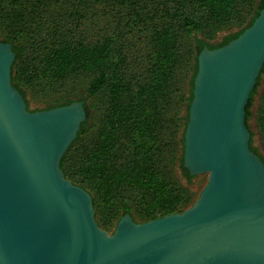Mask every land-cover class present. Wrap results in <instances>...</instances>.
Masks as SVG:
<instances>
[{
  "label": "water",
  "instance_id": "95a60500",
  "mask_svg": "<svg viewBox=\"0 0 264 264\" xmlns=\"http://www.w3.org/2000/svg\"><path fill=\"white\" fill-rule=\"evenodd\" d=\"M246 39L236 79L211 110L210 62ZM14 58L0 40V264H264V162L245 121L264 66V6L236 37L197 55L183 165L208 173L198 198L148 221L125 213L112 233L96 221L90 192L60 166L87 117L84 100L29 109L11 82Z\"/></svg>",
  "mask_w": 264,
  "mask_h": 264
},
{
  "label": "trees",
  "instance_id": "16d2710c",
  "mask_svg": "<svg viewBox=\"0 0 264 264\" xmlns=\"http://www.w3.org/2000/svg\"><path fill=\"white\" fill-rule=\"evenodd\" d=\"M263 6L264 0L256 5L254 0H0V40L12 44L11 82L26 105L25 91L49 96L46 108L73 101L72 88L65 83L80 75L90 77L89 97L106 93L100 129H91L85 105L87 117L60 161L65 172L67 153L78 145V176L71 179L91 191L101 217V206H110L106 220L125 213L133 218L137 212L148 221L188 205L186 192L167 178L175 160L192 177L183 165L179 132L187 114L183 119L177 114L179 102L187 99L188 111L203 46L227 43ZM243 9L247 15L253 10L248 23L222 42L210 44L197 37L204 29L238 20ZM89 11L101 21L92 38L86 29L78 30ZM185 38L191 40L189 58L181 51ZM188 61L192 74L186 97L180 70ZM249 144L264 162L251 138Z\"/></svg>",
  "mask_w": 264,
  "mask_h": 264
},
{
  "label": "rangeland",
  "instance_id": "374dc122",
  "mask_svg": "<svg viewBox=\"0 0 264 264\" xmlns=\"http://www.w3.org/2000/svg\"><path fill=\"white\" fill-rule=\"evenodd\" d=\"M259 0H254V5L258 3ZM243 9L241 11L240 17L235 19L232 22L227 23L224 25V27H220L219 29H204V31L199 32L197 34V37L202 38L203 40L209 42L210 44H214L218 42L225 34L229 32H236L240 29H242L249 21L253 14V10L250 13V15H247V13H244ZM237 20V21H236ZM97 22H100L96 19L95 16H92L90 11L86 13L85 19L82 20V25L80 24L79 31L86 29L87 33L86 35L89 36V38L95 37L96 35V25ZM190 43L186 38L183 42H181V51L183 53V58H186L188 56L189 58V51H190ZM191 57V54H190ZM189 61L187 62V66L185 68H182L180 70V77H181V85L183 87V92L185 93V96H189V89H190V76L192 74V70L189 71ZM186 65V64H185ZM90 81V77L86 75H80L77 77H71L67 80L65 83V87L70 86L72 88V98L74 100H84L85 105L88 106V109L90 111L88 122L89 125H91V129H100L102 120L104 118V105L106 100V93H104V97H89L87 95V86ZM26 92V99L28 100V105L31 108H39L43 109L46 108L48 103L52 99H50L49 96H41L39 93H35L32 91H25ZM187 104L188 100L184 99L181 102H179V109L177 114L183 117L187 114ZM95 106V107H92ZM97 108V109H95ZM176 107L173 105V110H175ZM250 114L245 117L246 124L250 131V137L252 139V146L255 147L258 150V153L264 156V130H263V120H264V66L262 68L255 93L252 97V101L249 106ZM185 125H182L180 128L179 134L184 132ZM75 144V143H74ZM77 147L78 145H74L72 148L69 149L67 153V157L65 159L64 163V169L63 173L65 177L70 179L72 182L73 180L71 177L78 176V162L77 159ZM178 155H180V150L178 152ZM177 155V156H178ZM67 173V174H65ZM68 175V176H67ZM191 178H188L184 175L183 170L181 169L178 160H175L172 169L167 174V178L171 182V184H175L180 186L188 195L189 203L187 206H185L181 211L186 209L187 207L191 206L194 201L198 198L200 191L204 187L205 183L208 179V173L203 172L196 175H191ZM74 183V182H73ZM77 184V183H75ZM77 185H80L79 183ZM81 186V185H80ZM84 187V186H82ZM85 188V187H84ZM88 190L91 194V191L88 188H85ZM92 196V194H91ZM93 198V196H92ZM94 206V205H93ZM110 206H101L100 209L103 210L104 215L101 217V215L97 212V209L94 206L95 210V219L98 222L99 226L107 231L108 233H112L113 230L116 227V224L118 220L121 218V214L117 219H110L106 220L105 214L110 211ZM177 211V212H181ZM123 216V215H122ZM133 219L136 222H143L141 217L137 212H134Z\"/></svg>",
  "mask_w": 264,
  "mask_h": 264
},
{
  "label": "bare ground",
  "instance_id": "6f19581e",
  "mask_svg": "<svg viewBox=\"0 0 264 264\" xmlns=\"http://www.w3.org/2000/svg\"><path fill=\"white\" fill-rule=\"evenodd\" d=\"M246 41V42H245ZM250 39H246L241 45L236 47L228 56H219L211 60V65H215L214 69L205 78V87L208 88L210 94V109L213 110L218 101L228 91L238 74L239 55L244 57L241 52L245 50V45L250 43ZM43 147L51 150L54 145L50 143L43 144Z\"/></svg>",
  "mask_w": 264,
  "mask_h": 264
},
{
  "label": "flooded vegetation",
  "instance_id": "af4514ba",
  "mask_svg": "<svg viewBox=\"0 0 264 264\" xmlns=\"http://www.w3.org/2000/svg\"><path fill=\"white\" fill-rule=\"evenodd\" d=\"M259 4H260V0H259V2H258ZM229 33H232V32H229ZM229 33H227V34H225L218 42H216V43H214V44H217V43H220V42H222L223 41V39L225 38V36H227V35H229ZM262 71V70H261ZM260 74H261V72H260ZM260 74H259V76H260ZM258 76V77H259ZM258 77H257V80H259L258 79ZM257 82V81H256ZM256 84V83H255ZM255 86V85H254ZM249 100V99H248ZM27 107L29 108V109H39V108H31L29 105H28V103H27ZM251 138V137H250Z\"/></svg>",
  "mask_w": 264,
  "mask_h": 264
}]
</instances>
